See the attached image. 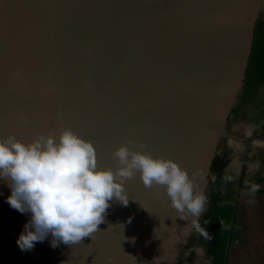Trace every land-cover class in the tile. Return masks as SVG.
I'll use <instances>...</instances> for the list:
<instances>
[{
  "label": "water",
  "instance_id": "95a60500",
  "mask_svg": "<svg viewBox=\"0 0 264 264\" xmlns=\"http://www.w3.org/2000/svg\"><path fill=\"white\" fill-rule=\"evenodd\" d=\"M263 0H0V138L69 129L97 166L121 144L186 170L206 195L245 80ZM127 206L74 245L16 244L29 219L0 181V264H178L202 213L174 209L163 187L126 179ZM205 208V206H204Z\"/></svg>",
  "mask_w": 264,
  "mask_h": 264
},
{
  "label": "clouds",
  "instance_id": "9594fccd",
  "mask_svg": "<svg viewBox=\"0 0 264 264\" xmlns=\"http://www.w3.org/2000/svg\"><path fill=\"white\" fill-rule=\"evenodd\" d=\"M130 144L112 152L118 165L113 169L98 167L91 142L69 129L27 143L11 134L0 138V181L10 190L6 202L29 215L16 239L19 249L29 251L49 236L53 248L91 238L105 223L110 201L127 206L124 182L137 173L146 188L163 187L178 212L196 217L204 211L206 197L196 191L186 170L170 159L153 157L142 150L144 145L133 149ZM258 190L257 185L250 189Z\"/></svg>",
  "mask_w": 264,
  "mask_h": 264
},
{
  "label": "trees",
  "instance_id": "16d2710c",
  "mask_svg": "<svg viewBox=\"0 0 264 264\" xmlns=\"http://www.w3.org/2000/svg\"><path fill=\"white\" fill-rule=\"evenodd\" d=\"M260 22L256 24L254 29V37L252 51L249 57L246 69L244 85L237 98V102L232 109V114L240 111L242 107L249 104L253 109H257L264 105V30L260 26ZM263 31L261 34L260 31ZM264 119V118H263ZM227 161L223 157L216 155L211 164V173L216 175L214 181L223 186V191L219 193H211V201L206 209L202 212L200 222L205 230L204 235L207 236L204 244L201 243L198 236L193 234L189 239L190 245H205L206 253L211 257L210 264H226L228 260V247L236 232V209L237 196L241 189H251L250 186L242 185V177L235 186L233 180H229L224 172ZM262 179L256 177V183ZM258 193L264 194L263 190Z\"/></svg>",
  "mask_w": 264,
  "mask_h": 264
},
{
  "label": "rangeland",
  "instance_id": "374dc122",
  "mask_svg": "<svg viewBox=\"0 0 264 264\" xmlns=\"http://www.w3.org/2000/svg\"><path fill=\"white\" fill-rule=\"evenodd\" d=\"M263 93L264 89L262 88L261 94ZM227 127L230 129V123L227 124ZM259 127L261 128L262 126L260 125ZM238 132L239 133H235L238 136L246 137V135L249 134V132L246 133L243 129H238ZM250 141L251 144H263L264 138L258 140L252 137ZM224 143H227L235 149V152L238 154L233 169H227L228 172L235 175L233 182L235 186H237L239 183V176H241L239 174L241 171L240 165L242 159L246 158L249 153L247 148L248 143L247 141L235 142L227 141L225 139L220 142L221 145ZM242 153L244 154L243 158ZM217 154H220V152L217 151ZM249 163L253 170L257 169L255 160H251ZM258 169L254 171L256 172L255 174L252 172L248 175V178H244L242 185L245 187L257 185L259 188H264V168L262 171H259ZM257 172L261 173L259 174V177L262 179L258 183L255 181ZM223 190V186L220 185V183L215 182L210 174L206 189V202L204 209H206L211 201V193H219ZM235 218L236 232L235 237L228 247V260L226 264H264V194L258 192L252 193L250 189L239 190ZM204 233L205 230L203 224L200 222L194 234L198 236L202 244H204L207 239V236L204 235ZM202 244L194 245L192 248L186 247L180 256L181 258L178 264H210L211 257L206 253L205 245Z\"/></svg>",
  "mask_w": 264,
  "mask_h": 264
},
{
  "label": "flooded vegetation",
  "instance_id": "af4514ba",
  "mask_svg": "<svg viewBox=\"0 0 264 264\" xmlns=\"http://www.w3.org/2000/svg\"><path fill=\"white\" fill-rule=\"evenodd\" d=\"M258 22H260L261 24L260 26L264 30V0L262 1L259 18L256 24ZM260 32L261 34H263L262 30ZM263 118H264V105L257 109H253L251 104L245 107H242L239 112L235 114L231 113L229 116L228 123H230V129H229L230 131H232L233 133H239L238 129H241V130L243 129L245 130L246 133L249 132L248 135L244 134L246 135V138L249 141L247 144L249 153L247 154L246 158H243L244 154L242 153L243 159L240 165L241 171L239 174L242 177V181L244 178H248V175L256 171L258 168H259L258 169L259 171H262L264 168V143L263 144H251V141H250L252 137L258 140H260L261 138H264V119ZM260 125L262 126L261 128L259 127ZM217 151H219L220 154H217L216 152V155L222 156L224 161H227V166L225 167L224 172L226 173L229 180H233L235 175L228 172V170L231 168L233 169V166L236 164L235 159L236 157L238 158V154L235 152V149H233L227 143H224L223 145L221 144L218 145ZM251 160L256 161V164H257V165L255 164L257 167V169L255 168L256 170L252 169L251 164L249 163V161L251 162ZM258 172L255 178L256 177L260 178L259 174L261 173H258ZM255 173L256 172H254V174ZM210 174L212 175V173ZM212 178L213 179L216 178V175H212ZM261 189L263 188H260V190ZM192 246L194 245L189 244L188 248L189 247L192 248Z\"/></svg>",
  "mask_w": 264,
  "mask_h": 264
},
{
  "label": "crops",
  "instance_id": "0c3cea01",
  "mask_svg": "<svg viewBox=\"0 0 264 264\" xmlns=\"http://www.w3.org/2000/svg\"><path fill=\"white\" fill-rule=\"evenodd\" d=\"M260 189V188H259ZM261 190H263L264 191V188L263 189H261Z\"/></svg>",
  "mask_w": 264,
  "mask_h": 264
}]
</instances>
